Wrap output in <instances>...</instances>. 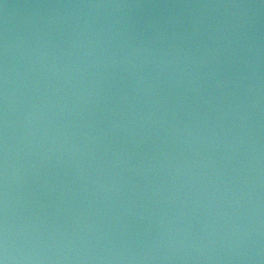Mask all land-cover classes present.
<instances>
[{"label":"water","instance_id":"water-1","mask_svg":"<svg viewBox=\"0 0 264 264\" xmlns=\"http://www.w3.org/2000/svg\"><path fill=\"white\" fill-rule=\"evenodd\" d=\"M0 264H264V0H0Z\"/></svg>","mask_w":264,"mask_h":264}]
</instances>
